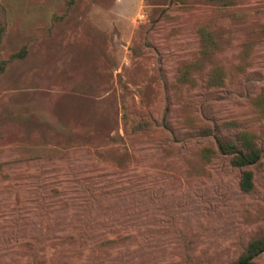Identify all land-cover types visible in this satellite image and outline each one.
I'll return each mask as SVG.
<instances>
[{"label": "rangeland", "instance_id": "1", "mask_svg": "<svg viewBox=\"0 0 264 264\" xmlns=\"http://www.w3.org/2000/svg\"><path fill=\"white\" fill-rule=\"evenodd\" d=\"M0 27V61L26 50L0 74V264H230L264 235V160L245 195L204 157L217 126L264 148V0H0Z\"/></svg>", "mask_w": 264, "mask_h": 264}, {"label": "trees", "instance_id": "2", "mask_svg": "<svg viewBox=\"0 0 264 264\" xmlns=\"http://www.w3.org/2000/svg\"><path fill=\"white\" fill-rule=\"evenodd\" d=\"M73 3L74 0H66L67 10L71 9ZM2 33L3 27H0V40ZM25 55L26 50L23 48L18 52L10 54L7 59L0 61V74L5 71L8 64L24 58ZM224 77V71L217 66L208 77V84L210 86L216 84L222 85L224 83ZM255 104L258 106L264 104V96H259ZM140 128L148 129L149 123L141 122ZM199 133H202V137L212 136V130L210 128H201ZM214 135L219 150H213L211 152L208 148H205L204 157H208L210 153L223 155L227 159L230 167L241 171L238 183L240 192L245 195L253 194L255 192L254 173L250 167H256L264 160V148L260 146L254 134L248 131L224 134L219 126H217ZM262 253H264V235L248 241L239 258L230 264H261L257 258ZM187 264L192 263L188 261Z\"/></svg>", "mask_w": 264, "mask_h": 264}, {"label": "built area", "instance_id": "3", "mask_svg": "<svg viewBox=\"0 0 264 264\" xmlns=\"http://www.w3.org/2000/svg\"><path fill=\"white\" fill-rule=\"evenodd\" d=\"M141 18H142V16L139 17V19H141Z\"/></svg>", "mask_w": 264, "mask_h": 264}]
</instances>
